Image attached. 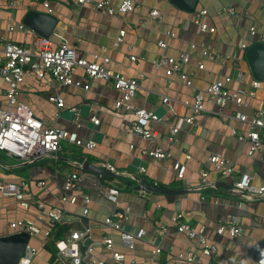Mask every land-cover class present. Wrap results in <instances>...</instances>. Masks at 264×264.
I'll return each mask as SVG.
<instances>
[{"label": "crops", "instance_id": "crops-1", "mask_svg": "<svg viewBox=\"0 0 264 264\" xmlns=\"http://www.w3.org/2000/svg\"><path fill=\"white\" fill-rule=\"evenodd\" d=\"M40 1L49 3L52 13L48 15L58 20L50 38L54 44L68 41L89 60L95 56H109L112 70L140 83L131 102L133 108L154 112L162 122L155 126L158 131L156 140L145 141L136 136L131 131L133 113L115 108V103L122 97L120 91L112 83L88 81L81 70L77 71L74 81L90 84L88 91L74 86L61 87L52 77H26L20 86L19 101L26 104L45 126L76 133L85 143L95 142L96 148L88 150L63 141L56 158L48 157L34 163L22 162L0 151V183L29 182L34 199L66 212L64 220L69 225L68 232L82 229L83 223H87L92 229L93 240L97 241L108 234L104 219L113 209L103 192L108 185L118 187L120 209H130L124 230L133 234L140 229L146 231L143 241L133 252L123 246L119 232L111 231L116 248L127 255V263L134 260L139 264L147 261H151L150 264H186L177 258L186 256L192 243L171 225L172 217L182 213L193 226L205 227L208 237L219 246L218 254L212 258L195 250L196 264H256L250 253L258 243L264 242V196L253 197L237 192L231 184L232 180L248 174L255 185L264 186V149L255 157H248L246 144L240 142L232 131L246 134L249 130L247 124L235 119L238 110L248 116L259 109L264 111V81H258L257 95L249 99L246 107L231 105L221 113L216 106L205 104L206 111L197 117L196 126L184 121L190 110L183 102L193 100L196 94L225 77L233 80L229 85L231 90L248 91L251 88L256 80L247 63L246 51L252 44L260 42L259 35H251L250 29L254 27L259 33L264 32V3L257 0H200L195 12L207 10L204 21L209 26L206 32H202L194 24L187 27L194 20L195 12L181 11L169 0H134L136 7L133 11L114 17L96 9L93 4H79L78 0ZM122 1L112 2L118 7ZM228 8H233L236 15L226 13ZM155 9L161 13L162 19L150 16ZM32 10L46 13L36 0H14L13 4L11 0H0L1 44L10 41L33 48L39 36L32 30L25 33L19 28ZM11 27L15 29L11 30ZM120 31L126 32L125 42L116 46ZM171 31L174 38L168 37L167 33ZM160 40L167 42L166 49L159 48ZM192 44L197 46L195 50L191 48ZM203 44L215 49V60L203 58ZM2 49L0 47V58ZM182 53L191 55V63L185 67L192 81L191 88L177 75L167 78L165 68L157 69L154 65L161 55L178 59ZM131 56L137 61H131ZM201 62L205 63L203 70L198 68ZM54 97L62 98L66 107L59 109L51 101ZM163 97L170 98L169 105L162 102ZM7 104V85L0 77V109L6 108ZM71 108L78 109V113H72ZM93 117L99 120V125L92 121ZM172 127L180 129L172 158L157 161L143 157L144 150L167 146ZM260 132L264 134V128ZM214 154L230 161L235 172L230 179L213 172L209 179L212 184L202 185L200 172L211 169L207 159ZM186 155L192 158L186 160ZM177 160L187 166L183 180L172 179ZM86 162L98 168L109 162L116 168V173L111 176L91 173L83 169ZM142 168L146 171L143 172ZM72 173L81 176L80 190L91 197L90 213L86 218L82 216L85 206L81 200L75 206L59 204L64 178ZM137 178L160 190L176 192H147L143 195L145 188H139L141 184ZM40 181L46 183L44 188L37 186ZM35 214L34 209H20L13 199L0 195V237L12 234L9 225L12 221L33 219ZM228 215L239 218L243 229L240 236L231 238L228 234H216L218 222ZM161 227H167L166 236L160 234ZM54 239L53 235L46 246L54 248ZM31 240L34 241L31 243ZM31 240L29 243L38 249V254L30 264H61L56 259L53 261L52 253L46 246L42 247L39 239ZM157 247L161 253L154 254ZM107 263L112 264V261Z\"/></svg>", "mask_w": 264, "mask_h": 264}, {"label": "built area", "instance_id": "built-area-1", "mask_svg": "<svg viewBox=\"0 0 264 264\" xmlns=\"http://www.w3.org/2000/svg\"><path fill=\"white\" fill-rule=\"evenodd\" d=\"M79 4H93L96 9L106 12L109 16H123L131 12L136 7L134 0H123L120 6L115 7L113 0H101L94 2L93 0H78ZM264 3V0H257ZM40 3L47 14L52 13V9L47 1L36 0ZM14 0H11V4ZM226 13L236 15L233 8L225 10ZM207 10H199L195 12L194 20L189 22L187 27L194 24L199 27L202 32H206L209 26L204 19L207 16ZM150 16L154 19H162L158 10H153ZM20 30L25 33H31V30L24 24L20 25ZM11 27V30H14ZM251 35L260 37V42H264V32L259 33L254 27L250 29ZM169 38H174V33L168 32ZM125 31H120L119 37L116 39L115 45L119 46L125 42ZM167 42L160 40L158 46L161 49L167 48ZM2 53L0 58V77L7 85V107L0 109V151L11 157H15L22 162L34 163L48 157H57L62 150V142L68 141L76 146L85 147L88 150H94L96 143L93 141L83 142L76 133H71L66 129L59 127H47L39 120L33 111L24 103L19 101L20 86L26 77H35L45 79L52 77L61 87H76L84 90L90 89V84L75 82L74 76L78 70H81L88 81L102 80L112 83L114 87L120 91L122 97L115 103L117 110L125 109L132 112L134 120L131 123V131L136 136L145 141L156 140L158 131L155 126L162 122V119L154 112L146 109H134L131 102L136 96L140 83L137 79L126 77L115 72L110 68L112 59L109 56H95L94 59H87L83 53L68 41H62L54 44L49 38L38 37L34 42L32 49L18 45L14 42L0 43ZM197 46L192 44L191 48L195 50ZM244 47V46H243ZM105 51V49H103ZM203 58L205 60H215L217 53L215 49L208 45H202ZM131 61L136 62L137 58L131 56ZM191 63L190 53H182L178 59L173 57H165L161 55L154 65L157 69L165 68V75L170 78L177 75L180 80L187 86L192 87V81L185 71ZM198 68L203 70L205 63L198 64ZM230 77L218 79L210 84L204 91L199 92L193 97V100L183 102L185 107L190 110V114L184 118V121L190 126L197 125V117L206 111L205 104H211L223 111L231 106L246 107L249 99H254L257 95L260 82L257 80L252 83L248 91L241 89L231 90L229 85L232 84ZM59 109L65 108V102L60 97L52 98ZM162 102L169 105L170 98L163 97ZM72 113H78V109L71 108ZM235 119L249 126V130L245 133L232 131L238 136L240 142L247 146V155L250 158L255 157L264 149V134L260 130L264 128V111L256 110L253 115L248 116L241 110L235 113ZM92 121L99 125L96 117ZM180 132L178 127H172L167 139V146L157 147L154 150H144L143 157H150L160 161L172 158V150L177 143V136ZM186 160H190V155L185 156ZM208 163L211 169H203L200 172L202 185H210L211 173H219L223 178L230 179L235 172V167L230 161L219 154L210 155ZM100 169L116 173V168L109 162L100 165ZM145 172V168L141 169ZM187 172V166L177 160L173 167L174 180H183ZM83 179L77 173L68 174L64 178L63 194L59 199L62 206H75L81 200L85 206L82 216L88 217L90 213L89 206L91 197L83 194L80 186ZM232 187L240 193H247L253 197L264 196V186H257L253 183L252 177L243 174L239 179L232 180ZM38 187L44 188L46 183L40 181ZM31 184L25 180L18 182H2L0 183V195L2 198H11L15 201L18 208L24 210L34 209L36 211L33 219H16L9 225L12 233H28L31 239H39L42 247H45L49 240L53 239L54 233L59 227L65 224L66 212L58 207H49L39 199H34L30 193ZM147 191L142 190V194L146 195ZM103 195L113 205V209L104 219V226L107 235L100 240H93L92 229L87 223H83L82 229L71 230L65 233L62 239H54L55 259L61 264H108L109 260L112 264H139L136 261L127 263V255L119 251L115 246L114 238L111 231L120 233V240L123 246L133 252L136 245L143 241L146 231L138 230L137 233H129L124 230V223L129 219V208L120 209V189L116 186L108 185ZM171 225L178 234L184 235L192 243L191 250L186 256L179 255L178 260L186 264H196L195 250H199L202 255L212 258L219 252V246L213 242L206 234L205 227L193 226L182 213L174 215L171 219ZM243 233L239 218L228 215L218 222L216 234L223 236L228 234L229 237L235 238ZM160 234L167 235V227H161ZM30 242V241H29ZM154 254L161 253L159 247L155 248ZM38 249L27 245L19 264H30L37 256ZM147 261L141 264H150ZM256 264H264V255L256 260Z\"/></svg>", "mask_w": 264, "mask_h": 264}, {"label": "water", "instance_id": "water-1", "mask_svg": "<svg viewBox=\"0 0 264 264\" xmlns=\"http://www.w3.org/2000/svg\"><path fill=\"white\" fill-rule=\"evenodd\" d=\"M177 9L193 13L197 9L200 0H169ZM23 24L32 30L37 36L42 38H51L55 33L58 20L47 13L38 11H29L24 17ZM246 60L250 71L257 81H264V43L257 42L252 44L246 51ZM83 169L98 175H113L111 172L100 169L86 162ZM141 187L148 193L156 192L160 194H173L176 191L160 190L154 186L148 185L145 180L138 179ZM222 187L232 188L230 185L221 184ZM30 235L28 233H12L8 236L0 237V264H19L24 251L29 244ZM264 255V242L258 243L251 251L250 256L254 260H259Z\"/></svg>", "mask_w": 264, "mask_h": 264}, {"label": "trees", "instance_id": "trees-1", "mask_svg": "<svg viewBox=\"0 0 264 264\" xmlns=\"http://www.w3.org/2000/svg\"><path fill=\"white\" fill-rule=\"evenodd\" d=\"M103 178H106V179H111L112 177H103ZM69 230V225H67L66 223L63 224L61 227H59V229L54 233V237L56 240H59V239H62L64 234L66 232H68ZM46 248L52 253V259L54 261L55 259V250L53 247L51 246H46Z\"/></svg>", "mask_w": 264, "mask_h": 264}, {"label": "rangeland", "instance_id": "rangeland-1", "mask_svg": "<svg viewBox=\"0 0 264 264\" xmlns=\"http://www.w3.org/2000/svg\"><path fill=\"white\" fill-rule=\"evenodd\" d=\"M34 240H31V243L33 242Z\"/></svg>", "mask_w": 264, "mask_h": 264}]
</instances>
